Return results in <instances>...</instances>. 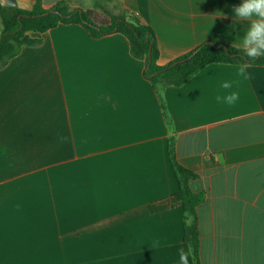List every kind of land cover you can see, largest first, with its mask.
<instances>
[{"label": "crops", "instance_id": "obj_1", "mask_svg": "<svg viewBox=\"0 0 264 264\" xmlns=\"http://www.w3.org/2000/svg\"><path fill=\"white\" fill-rule=\"evenodd\" d=\"M65 1L149 26L165 66L206 41L234 46L241 0ZM1 5V4H0ZM2 6V5H1ZM0 68V264H180L183 211L167 153L196 173L200 264H264V66L210 63L164 90L127 39L58 25ZM237 81L232 106L218 102ZM189 264H193L191 255Z\"/></svg>", "mask_w": 264, "mask_h": 264}, {"label": "trees", "instance_id": "obj_2", "mask_svg": "<svg viewBox=\"0 0 264 264\" xmlns=\"http://www.w3.org/2000/svg\"><path fill=\"white\" fill-rule=\"evenodd\" d=\"M68 24L81 25L92 38L119 33L127 39L131 55L144 61L143 74L158 96L164 120L170 130L171 122L164 101L166 88L181 86L210 63L240 65L246 59L237 47L218 41H206L167 65L158 66L156 64L158 48L154 32L137 17L130 16L126 19L109 16L108 20L102 21L95 18L90 11L70 10L65 1L46 9L41 6V0H35L30 11L0 5V68L15 57L23 46H35L41 43V38L32 37L30 33L41 34L58 25ZM218 45L224 46L225 49L217 48ZM251 65L264 66V56L252 61ZM167 153L178 184L172 199L183 211V242L192 249L193 264H200L197 207L204 201L205 194L191 190L189 183L197 179L198 175L176 160L173 136L168 138Z\"/></svg>", "mask_w": 264, "mask_h": 264}, {"label": "clouds", "instance_id": "obj_3", "mask_svg": "<svg viewBox=\"0 0 264 264\" xmlns=\"http://www.w3.org/2000/svg\"><path fill=\"white\" fill-rule=\"evenodd\" d=\"M232 13L237 21L247 24L242 38L235 46L246 58L245 62L238 66L236 75L243 80H248L250 76L247 69L251 67V62L264 56V0H241L238 5L233 6ZM239 82V80L224 81L220 87L225 90L226 94L217 95V101L229 106L234 105L239 100V93L231 89ZM192 254L190 246L187 251L181 248L179 250L180 264H189V256Z\"/></svg>", "mask_w": 264, "mask_h": 264}, {"label": "water", "instance_id": "obj_4", "mask_svg": "<svg viewBox=\"0 0 264 264\" xmlns=\"http://www.w3.org/2000/svg\"><path fill=\"white\" fill-rule=\"evenodd\" d=\"M0 4L2 6H10V7H17L22 10L30 11L33 8V5L35 4V0H0ZM213 45V44H212ZM224 46L218 45L217 48ZM148 57L150 58V48H149V54Z\"/></svg>", "mask_w": 264, "mask_h": 264}, {"label": "rangeland", "instance_id": "obj_5", "mask_svg": "<svg viewBox=\"0 0 264 264\" xmlns=\"http://www.w3.org/2000/svg\"><path fill=\"white\" fill-rule=\"evenodd\" d=\"M95 15H96V16H95V18H97V19H98V16H99V15H97V14H95ZM99 17H100V16H99Z\"/></svg>", "mask_w": 264, "mask_h": 264}]
</instances>
